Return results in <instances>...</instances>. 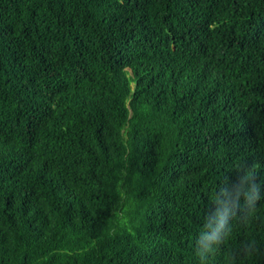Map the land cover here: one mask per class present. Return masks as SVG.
<instances>
[{
  "label": "trees",
  "instance_id": "trees-1",
  "mask_svg": "<svg viewBox=\"0 0 264 264\" xmlns=\"http://www.w3.org/2000/svg\"><path fill=\"white\" fill-rule=\"evenodd\" d=\"M0 264H264V0H0Z\"/></svg>",
  "mask_w": 264,
  "mask_h": 264
}]
</instances>
